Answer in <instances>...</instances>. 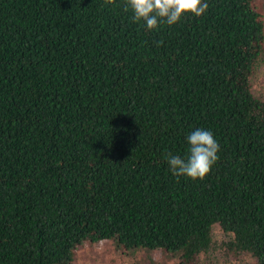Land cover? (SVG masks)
Segmentation results:
<instances>
[{
    "label": "trees",
    "instance_id": "obj_1",
    "mask_svg": "<svg viewBox=\"0 0 264 264\" xmlns=\"http://www.w3.org/2000/svg\"><path fill=\"white\" fill-rule=\"evenodd\" d=\"M203 2L149 31L125 0H0V264H74L108 239L143 264H264V8ZM197 129L218 159L176 177L167 155Z\"/></svg>",
    "mask_w": 264,
    "mask_h": 264
},
{
    "label": "clouds",
    "instance_id": "obj_2",
    "mask_svg": "<svg viewBox=\"0 0 264 264\" xmlns=\"http://www.w3.org/2000/svg\"><path fill=\"white\" fill-rule=\"evenodd\" d=\"M115 0H105V4H114ZM133 14V21H143L149 31L161 24L173 26L186 14L201 16L208 5L203 0H125ZM190 145L188 155H167V163L176 177L192 180L203 179L218 159L219 145L211 131L197 129L188 136Z\"/></svg>",
    "mask_w": 264,
    "mask_h": 264
},
{
    "label": "rangeland",
    "instance_id": "obj_3",
    "mask_svg": "<svg viewBox=\"0 0 264 264\" xmlns=\"http://www.w3.org/2000/svg\"><path fill=\"white\" fill-rule=\"evenodd\" d=\"M264 8V0H259ZM253 92L256 95L264 94V65L257 67L252 77ZM215 239H223V231L218 226L213 228ZM215 253V252H214ZM234 255L211 254L202 256L201 264H248L252 261L247 253H233ZM153 257L158 264H171V259L165 258L162 253L154 252ZM144 255L139 252H129L123 255L115 246L112 239L97 242H86L75 251L74 264H143ZM145 259V258H144Z\"/></svg>",
    "mask_w": 264,
    "mask_h": 264
}]
</instances>
